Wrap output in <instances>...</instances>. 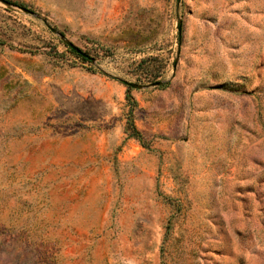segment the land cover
Instances as JSON below:
<instances>
[{
  "label": "rangeland",
  "instance_id": "1",
  "mask_svg": "<svg viewBox=\"0 0 264 264\" xmlns=\"http://www.w3.org/2000/svg\"><path fill=\"white\" fill-rule=\"evenodd\" d=\"M0 264H264V0H0Z\"/></svg>",
  "mask_w": 264,
  "mask_h": 264
},
{
  "label": "trees",
  "instance_id": "2",
  "mask_svg": "<svg viewBox=\"0 0 264 264\" xmlns=\"http://www.w3.org/2000/svg\"><path fill=\"white\" fill-rule=\"evenodd\" d=\"M19 6H20V5H19ZM70 50H71L72 52H74V53L77 55V57H80L83 61H84V60H87V59H88V60L90 59L87 55L83 54L82 52H80V51L77 50V49H72V48L70 47ZM129 128H130V136L136 138L137 140H140V136H139L138 132L134 129V127H133L132 125H130Z\"/></svg>",
  "mask_w": 264,
  "mask_h": 264
},
{
  "label": "water",
  "instance_id": "3",
  "mask_svg": "<svg viewBox=\"0 0 264 264\" xmlns=\"http://www.w3.org/2000/svg\"><path fill=\"white\" fill-rule=\"evenodd\" d=\"M72 49H75L72 45H69ZM129 88H132V89H140L141 87L138 86V85H134V84H127ZM160 83H154L153 85L151 86H159Z\"/></svg>",
  "mask_w": 264,
  "mask_h": 264
}]
</instances>
